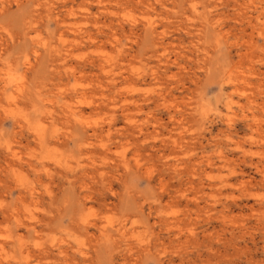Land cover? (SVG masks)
<instances>
[{"label": "rangeland", "instance_id": "obj_1", "mask_svg": "<svg viewBox=\"0 0 264 264\" xmlns=\"http://www.w3.org/2000/svg\"><path fill=\"white\" fill-rule=\"evenodd\" d=\"M0 264H264V0H0Z\"/></svg>", "mask_w": 264, "mask_h": 264}, {"label": "bare ground", "instance_id": "obj_2", "mask_svg": "<svg viewBox=\"0 0 264 264\" xmlns=\"http://www.w3.org/2000/svg\"><path fill=\"white\" fill-rule=\"evenodd\" d=\"M53 5V4H52ZM210 22V21H209ZM90 36V35H89ZM64 58H65V55H64ZM61 59V58H60ZM16 75V74H15ZM20 76V75H19ZM18 86H20V85H18ZM17 86V87H18ZM14 102V101H13ZM10 104V103H9ZM11 105V104H10ZM74 109V108H73ZM63 110H64V108H63ZM70 109L68 108V111H69ZM71 111V113L74 115V116H76V114H77V112H75L74 110H70ZM70 111H69V115H71L70 114ZM68 113V112H67ZM128 117V116H127ZM75 118H77V117H75ZM11 152V151H10ZM82 210V209H81ZM86 223V222H85ZM111 229V228H110ZM107 231V230H106ZM112 231H114V230H112ZM116 233V232H115ZM110 237V236H109ZM109 240V239H108Z\"/></svg>", "mask_w": 264, "mask_h": 264}]
</instances>
